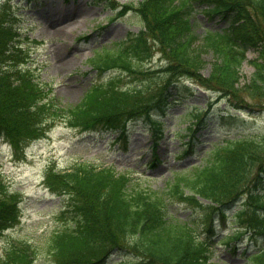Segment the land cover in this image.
Segmentation results:
<instances>
[{"label": "trees", "instance_id": "obj_1", "mask_svg": "<svg viewBox=\"0 0 264 264\" xmlns=\"http://www.w3.org/2000/svg\"><path fill=\"white\" fill-rule=\"evenodd\" d=\"M105 1L114 6L112 0ZM123 6L118 14L135 10L142 28L98 48L90 62L101 72L135 74L147 85L125 87L119 74L92 85L80 102L66 104L49 82L36 75L14 4L0 1V136L16 154L45 135L56 120L84 131L111 128L124 136L125 118L144 116L151 124L158 159L156 146L164 121L151 113L159 108L166 113L164 105L172 95L180 99L179 80L184 76L238 108H264V0H129ZM200 9L220 27L212 24L199 31ZM155 49L166 65L154 71L141 69L140 63ZM248 50L256 53L249 60L254 71L242 82L240 68ZM206 52L213 55L208 74L202 71L208 65ZM155 78L160 82L152 87L148 81ZM187 89L194 94L192 87ZM244 94L258 99L256 105ZM199 108L184 114L190 120L184 134L190 139L182 156L191 153L193 140L207 126L206 112ZM155 160L149 164L155 166ZM46 183L52 191L68 194L61 214L70 220L37 244L10 240L0 253V264H33L41 243L56 264H103L117 251L133 254L128 264H219L211 259L210 240L199 239L192 221L170 211L179 202L215 209L223 220L230 217L236 227L223 237L227 243L251 231L255 245L243 251L244 264H264V131L212 143L201 163L173 173L163 189L137 183L129 172L87 161L64 172L51 168ZM19 202V193L0 176V234L20 220ZM207 227L213 228L210 222Z\"/></svg>", "mask_w": 264, "mask_h": 264}, {"label": "rangeland", "instance_id": "obj_2", "mask_svg": "<svg viewBox=\"0 0 264 264\" xmlns=\"http://www.w3.org/2000/svg\"><path fill=\"white\" fill-rule=\"evenodd\" d=\"M126 1L112 0L113 9L114 6L105 0H12L18 13L17 27L22 42L31 48L30 63L36 75L49 81L54 93L64 103L80 101L94 82H106L112 76L122 75L118 69L99 72L92 68L89 61L97 48L112 45L141 28V17L134 10L110 19L118 12V2ZM198 12L202 23L198 26L199 31L212 24L220 27V24L212 23L201 9ZM255 56L252 50L246 52V60L240 68L242 82L249 80L254 71L249 60ZM204 58L208 65L202 71L208 74L213 55L206 52ZM162 63L165 61L161 53L155 50L151 58L143 61L142 68L156 69ZM121 79L126 87L146 84L135 74H123ZM155 80L147 81L153 85L157 82ZM184 83L195 88L196 93L191 94L185 86H181V99L172 101L166 114L156 111L155 117L165 121V137L159 143L160 162L156 167L147 166L153 155L150 148L152 132L145 119L129 121L128 150L122 149V142L116 140V132L81 133L61 120H56L43 138L31 142L23 155H16L11 146L0 138V174L5 176L9 188L21 192L22 199L21 220L0 235V253L9 239L39 243L43 236L64 228L70 220L69 216L66 220L61 214L63 197L52 193L43 184L44 172L50 163H55L60 169L68 168L76 160L112 164L119 171L130 169L137 183L163 189L173 169L201 163L204 151L212 143L264 131V108L257 106L259 108H254V111L250 110L253 113L241 110L225 98L221 100L216 92L198 86L194 78L186 77ZM244 95L256 105L258 99ZM208 100L213 102L211 112L206 115L207 126L199 131V138L194 141L191 153L182 156L181 152L189 140L184 133L190 122L184 113L194 109L193 105L205 108ZM177 132L180 135H176ZM170 211L181 219L192 221L199 239L207 238L212 242L213 260L219 264H243L246 256L243 251L255 245L251 231L237 241L240 242L236 250L233 249L234 242L222 241L236 226L230 217L223 221L219 212L180 202L172 205ZM209 221L213 225L212 230L207 227ZM38 245L34 264H55L42 243ZM130 254L114 252L105 264H127L133 258Z\"/></svg>", "mask_w": 264, "mask_h": 264}]
</instances>
